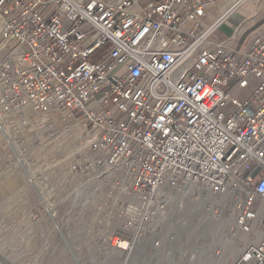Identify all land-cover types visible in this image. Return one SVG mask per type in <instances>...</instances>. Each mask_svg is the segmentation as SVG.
Segmentation results:
<instances>
[{"label":"built area","instance_id":"1","mask_svg":"<svg viewBox=\"0 0 264 264\" xmlns=\"http://www.w3.org/2000/svg\"><path fill=\"white\" fill-rule=\"evenodd\" d=\"M246 1L0 0V124L80 125L85 161L121 170L150 205L157 187L233 190L249 233L264 202V29L237 47L218 35ZM256 232L230 264H264V219Z\"/></svg>","mask_w":264,"mask_h":264},{"label":"rangeland","instance_id":"2","mask_svg":"<svg viewBox=\"0 0 264 264\" xmlns=\"http://www.w3.org/2000/svg\"><path fill=\"white\" fill-rule=\"evenodd\" d=\"M21 118L0 124V264H230L260 240L264 202L249 233L236 225L233 190L159 187L150 205L121 170L89 164L83 127Z\"/></svg>","mask_w":264,"mask_h":264},{"label":"crops","instance_id":"3","mask_svg":"<svg viewBox=\"0 0 264 264\" xmlns=\"http://www.w3.org/2000/svg\"><path fill=\"white\" fill-rule=\"evenodd\" d=\"M258 0H247L236 11L231 13L229 17L219 27V38L228 46L237 47L258 27L264 24V1L257 3ZM226 7L230 4L223 5ZM252 21H260L262 23L252 26ZM257 24V23H256Z\"/></svg>","mask_w":264,"mask_h":264},{"label":"bare ground","instance_id":"4","mask_svg":"<svg viewBox=\"0 0 264 264\" xmlns=\"http://www.w3.org/2000/svg\"><path fill=\"white\" fill-rule=\"evenodd\" d=\"M226 3H223L222 5H225ZM261 28H263L264 29V25L261 27ZM25 114V116H33L34 114H36V113H34V112H25L24 113ZM83 145H79V146H77L75 149H73V151H75V150H81L83 147H82ZM72 151V150H71ZM73 154V153H72ZM159 187H157L156 189H158ZM185 190H187L188 188H189V186H185ZM184 190V191H185ZM157 192V191H156ZM158 193V192H157ZM187 193V192H186ZM203 197L205 198V197H207V194L204 192V194H203ZM208 197H213V196H208ZM213 198H218V197H213ZM238 238H239V236H237V237H235V239H233V244H234V242H236L237 240H238ZM123 244V243H122Z\"/></svg>","mask_w":264,"mask_h":264}]
</instances>
